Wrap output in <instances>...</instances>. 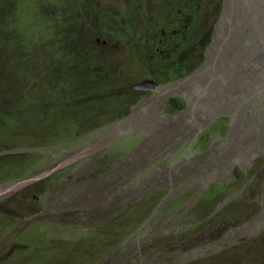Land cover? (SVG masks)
I'll list each match as a JSON object with an SVG mask.
<instances>
[{"label":"rangeland","instance_id":"1","mask_svg":"<svg viewBox=\"0 0 264 264\" xmlns=\"http://www.w3.org/2000/svg\"><path fill=\"white\" fill-rule=\"evenodd\" d=\"M47 1L22 4L32 25L23 34L38 37ZM220 1L210 22L199 18L210 31L200 67L146 92L119 121L65 143L41 142L37 166L0 186V264H21L24 236L40 241L39 259L77 264L75 247L89 254L86 247L98 250L97 238L106 237L83 242L79 232L110 228L146 198L155 204L151 215L95 264H264V0ZM90 3L107 6L115 24L133 5ZM143 3L134 8L138 25L154 6ZM176 96L187 101L185 126L166 109ZM23 134L10 137L27 141Z\"/></svg>","mask_w":264,"mask_h":264},{"label":"trees","instance_id":"2","mask_svg":"<svg viewBox=\"0 0 264 264\" xmlns=\"http://www.w3.org/2000/svg\"><path fill=\"white\" fill-rule=\"evenodd\" d=\"M150 1V17L138 25L134 8L143 0H130L133 5L121 18L118 15L119 24L111 21L107 6L95 9L91 0H48L41 12L37 4L35 14H43L44 22L35 37L23 34L32 25L19 10L23 3L32 6L33 0H0V50L5 60L0 65V150L34 149L41 142L65 143L87 135L130 113L144 94L135 88L138 83L149 78L160 84L177 81L200 67L210 31L198 26L199 18L206 14L210 22L221 1L215 7L207 4L212 0ZM120 40L124 44L118 49ZM185 106L179 97L167 103L168 110ZM19 132L27 141L11 139ZM23 170L4 171L0 182L18 178ZM154 206L146 198L141 206H129L114 217L110 228L93 227L96 231L81 236L83 242L95 233L106 236L97 238L98 250L86 247L87 254L84 246L62 247H75L78 263L95 264L102 256L100 246L106 252L115 249L110 244L134 232Z\"/></svg>","mask_w":264,"mask_h":264},{"label":"clouds","instance_id":"3","mask_svg":"<svg viewBox=\"0 0 264 264\" xmlns=\"http://www.w3.org/2000/svg\"><path fill=\"white\" fill-rule=\"evenodd\" d=\"M147 80L155 81L154 79H151V78L146 79L144 81H147ZM144 81H142V82H144ZM155 82H156V85H155L154 89L139 90V89L136 88L139 83L136 85L135 88L137 90H139V92L144 93L143 96H142V98H143L146 95V92H150V91H152V93L155 92L156 86H159V85H162V84L166 85V84H169V83H172V82H176V81H172V82H169V83H161V84L158 83L157 81H155ZM176 97H179V96H176ZM179 98H182V97H179ZM182 99L185 100L184 98H182ZM168 100L166 102V109H167ZM135 105H133L132 107H134ZM186 107H187V101H186V106L184 108L176 109V110H168L167 109V111L170 112V113H174V112H178V111L184 110ZM15 152H18V154H16ZM37 161H38V159H37V157L35 155V150L34 149H22V148L17 147V148H10V149L4 148V150H0V175L4 171L9 170V169L13 170V171H15L16 169H24L22 171V174L19 175L18 178H15V179L10 180V181L0 182V186H3L4 184H8V183H11L13 181L19 180L23 175H25L27 170H29L30 168H32L34 166H37ZM53 176L54 175H52V177ZM92 231H96V230H94V229L83 230V231L79 232L78 237L81 238L82 235H84V234H86L88 232H92ZM2 232H3V230L0 228V235L2 234ZM40 232H41L40 229H38V233H40ZM26 241H27V243H25V244H27V247H23V248L20 249L21 252H24V258L22 259L21 264H51L52 261L50 259H47V260L39 259V252H38L37 248H34V245H37V246L40 245V241H38L36 238L29 237V236L20 237V241H18L17 244H24V242H26ZM61 246H59V248H61ZM100 248L104 252L107 251L104 247L100 246ZM14 251H17V250L13 248V249H11L10 252H14ZM60 252H61V255H62L60 258L63 259L62 250H60Z\"/></svg>","mask_w":264,"mask_h":264},{"label":"water","instance_id":"4","mask_svg":"<svg viewBox=\"0 0 264 264\" xmlns=\"http://www.w3.org/2000/svg\"><path fill=\"white\" fill-rule=\"evenodd\" d=\"M155 85H156L155 81L147 80L139 83L136 88L139 90H150V89H154Z\"/></svg>","mask_w":264,"mask_h":264},{"label":"crops","instance_id":"5","mask_svg":"<svg viewBox=\"0 0 264 264\" xmlns=\"http://www.w3.org/2000/svg\"><path fill=\"white\" fill-rule=\"evenodd\" d=\"M185 109H184V113L183 114H182V110L180 112L178 111V113L174 112L176 114H181V125H183V126H185L186 122H187L186 115H185Z\"/></svg>","mask_w":264,"mask_h":264}]
</instances>
